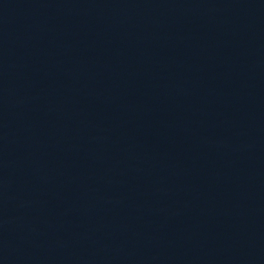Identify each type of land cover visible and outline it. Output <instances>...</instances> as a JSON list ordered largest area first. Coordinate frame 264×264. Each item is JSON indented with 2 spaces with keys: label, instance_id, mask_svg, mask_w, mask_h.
Instances as JSON below:
<instances>
[{
  "label": "water",
  "instance_id": "1",
  "mask_svg": "<svg viewBox=\"0 0 264 264\" xmlns=\"http://www.w3.org/2000/svg\"><path fill=\"white\" fill-rule=\"evenodd\" d=\"M264 136V0H3Z\"/></svg>",
  "mask_w": 264,
  "mask_h": 264
}]
</instances>
